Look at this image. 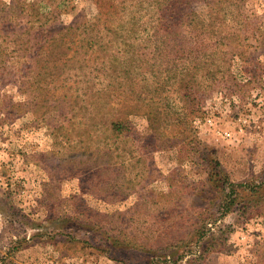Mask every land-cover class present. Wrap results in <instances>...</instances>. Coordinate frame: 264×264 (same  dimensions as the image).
Here are the masks:
<instances>
[{
  "label": "rangeland",
  "instance_id": "1",
  "mask_svg": "<svg viewBox=\"0 0 264 264\" xmlns=\"http://www.w3.org/2000/svg\"><path fill=\"white\" fill-rule=\"evenodd\" d=\"M107 4L0 0V264H264V0Z\"/></svg>",
  "mask_w": 264,
  "mask_h": 264
},
{
  "label": "trees",
  "instance_id": "2",
  "mask_svg": "<svg viewBox=\"0 0 264 264\" xmlns=\"http://www.w3.org/2000/svg\"><path fill=\"white\" fill-rule=\"evenodd\" d=\"M108 1L109 0H95V4L99 6V12L101 13L97 19L98 24L101 21L103 22L105 18H108L110 16V10L105 6V5H108L107 4ZM153 1H154L156 11H157L158 25L160 24L164 26V28L168 30L169 29L172 30L175 28L176 24H179L180 22L185 20L186 16L191 15L192 11H190L189 14L187 12L188 8L190 7V6H187L189 5V3L200 2V3H204L207 6L213 8L211 5L215 0H153ZM56 10L57 9L54 8L53 10L40 11L38 8H35L33 11L32 20L29 22L30 27H32V30L30 29V27L27 28L29 32V39L27 40V42H25V44H27L28 48L34 49L36 53H39L38 49L45 47L46 43L51 44L52 41L50 38L57 35V33H60L59 35H61L62 36L61 38L64 39V36L68 35L69 37L70 35L69 31L73 30V27L76 23L75 21H73L69 25L60 26V28L58 29L51 30L54 28V26H51V25L49 28L46 27V29H44V25L48 21V19L50 17L54 18L58 15L59 12H56ZM80 25H83L82 31L86 33L85 34L86 37L81 39V43H77L75 40V36L78 33H76L73 30L74 34L71 35L68 39V42L72 44V46L68 45V50H71L72 55L82 49L85 50V46L86 48H89L90 46H92L93 43L96 41V38L100 39L99 37H97V34L95 35L93 33V29H94L93 25H95V23L82 20V24L79 23L76 29H78ZM2 37H5V35H3ZM22 43L24 44V42ZM3 50L5 49L0 50L1 70H3L5 67V63H6L5 56H7L5 51ZM34 56L35 55L32 54V58ZM111 124L112 126H114V130L117 131V134H120L122 132L121 129H119V126H122L123 124H121L119 121L116 123H111ZM126 129L128 128L126 127Z\"/></svg>",
  "mask_w": 264,
  "mask_h": 264
}]
</instances>
